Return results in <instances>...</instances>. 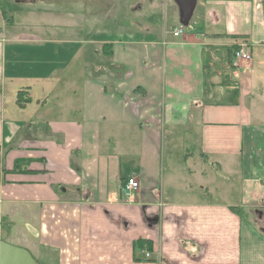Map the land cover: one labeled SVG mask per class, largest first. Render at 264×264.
<instances>
[{
    "label": "crops",
    "instance_id": "crops-1",
    "mask_svg": "<svg viewBox=\"0 0 264 264\" xmlns=\"http://www.w3.org/2000/svg\"><path fill=\"white\" fill-rule=\"evenodd\" d=\"M3 2L0 241L38 264H264V0L211 1L217 28L178 38L149 0L107 39Z\"/></svg>",
    "mask_w": 264,
    "mask_h": 264
},
{
    "label": "rangeland",
    "instance_id": "rangeland-1",
    "mask_svg": "<svg viewBox=\"0 0 264 264\" xmlns=\"http://www.w3.org/2000/svg\"><path fill=\"white\" fill-rule=\"evenodd\" d=\"M22 1V0H21ZM147 1V2H146ZM194 19L185 29L195 28L199 31L214 30L217 26L210 22L209 13L211 8L218 10L217 5H211L214 0H197ZM149 0H23L19 5L15 1L5 0L2 9L11 20L24 15L22 20L27 22L26 13L31 10L36 13L39 24H47L45 29L57 36L64 34L72 38H88L93 34L99 38L107 39L113 35H126V31L135 30L139 21L147 19L143 13L144 5ZM169 6L176 11L181 21V12L176 0H153L155 10L151 12V21L156 25L157 30L168 28L171 24L172 15L169 13ZM45 12L48 20L41 19L40 13ZM17 15V16H16ZM22 17V16H21ZM30 23V22H29ZM60 28V29H59ZM61 30L60 32L54 31ZM135 33V32H134ZM63 35V36H64ZM104 52L108 45H100ZM109 64L107 59L100 57L99 67H106ZM107 68V67H106ZM111 77L119 75L116 70L111 71ZM178 157V155L176 156ZM169 164V163H168ZM228 173H218L219 179L228 178ZM233 186L237 185L236 178H232ZM235 188V187H234Z\"/></svg>",
    "mask_w": 264,
    "mask_h": 264
},
{
    "label": "water",
    "instance_id": "water-1",
    "mask_svg": "<svg viewBox=\"0 0 264 264\" xmlns=\"http://www.w3.org/2000/svg\"><path fill=\"white\" fill-rule=\"evenodd\" d=\"M5 0H0L3 2ZM181 12V25L188 26L197 5V0H176ZM0 264H38L32 254L21 247L0 241Z\"/></svg>",
    "mask_w": 264,
    "mask_h": 264
},
{
    "label": "built area",
    "instance_id": "built-area-1",
    "mask_svg": "<svg viewBox=\"0 0 264 264\" xmlns=\"http://www.w3.org/2000/svg\"><path fill=\"white\" fill-rule=\"evenodd\" d=\"M185 27L180 25L177 29L174 30L173 36L178 38L184 34ZM234 59L236 61H243V62H250L252 60V55L249 50V44L247 41L242 40L240 41L234 50ZM139 190V183L136 181L135 178H130L126 185L125 195L126 197L130 198ZM145 256L147 259L151 258V253L146 252Z\"/></svg>",
    "mask_w": 264,
    "mask_h": 264
}]
</instances>
